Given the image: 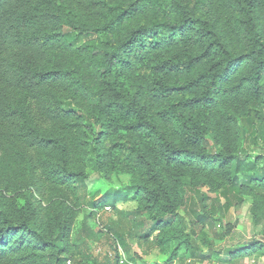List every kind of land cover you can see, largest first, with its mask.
I'll return each mask as SVG.
<instances>
[{"label":"trees","instance_id":"obj_1","mask_svg":"<svg viewBox=\"0 0 264 264\" xmlns=\"http://www.w3.org/2000/svg\"><path fill=\"white\" fill-rule=\"evenodd\" d=\"M246 196L264 234V0H0V264H246Z\"/></svg>","mask_w":264,"mask_h":264},{"label":"rangeland","instance_id":"obj_2","mask_svg":"<svg viewBox=\"0 0 264 264\" xmlns=\"http://www.w3.org/2000/svg\"><path fill=\"white\" fill-rule=\"evenodd\" d=\"M131 180V176L126 173L113 172L110 169L104 170L103 173H93L88 181V186L91 192H95L96 190H100L102 193L107 191L110 188H117L122 186L125 183H128ZM136 201L129 202H120L118 206L121 209L129 210L137 207ZM252 199L249 196L245 197V205L242 207L233 208L231 210V214L234 219H237V225L234 228L236 232V236H240L242 241H254V240H264V234L262 232L263 227L261 225H257L254 221V217L251 210ZM98 216V215H97ZM97 216H94L90 219V223L93 227L98 228L99 220ZM83 218V214L81 213L79 219ZM108 218H115V213L112 209L107 210V212L102 216L103 220ZM218 230L221 229V226L218 224ZM220 245V243H219ZM94 247L103 246V252H114L116 255V250L118 248L117 244L111 240L107 239L105 234L102 235V239L100 243H93ZM169 252V251H168ZM154 254L160 255L159 250L153 251ZM166 258V257H165ZM162 255L161 258L155 259L153 261L148 262V264H155L158 262H162L164 259ZM116 259V258H115ZM204 264H209L208 262H204ZM213 264V263H212ZM246 264H264V258H257L255 256H251L247 259Z\"/></svg>","mask_w":264,"mask_h":264},{"label":"built area","instance_id":"obj_3","mask_svg":"<svg viewBox=\"0 0 264 264\" xmlns=\"http://www.w3.org/2000/svg\"><path fill=\"white\" fill-rule=\"evenodd\" d=\"M110 207H106V210H109ZM102 248L101 247H97V251H100ZM109 256L112 257L113 259H117L118 264H128L127 262V257L124 254V252L121 250V248L118 246L117 250H116V255L114 252L109 251L108 252Z\"/></svg>","mask_w":264,"mask_h":264}]
</instances>
